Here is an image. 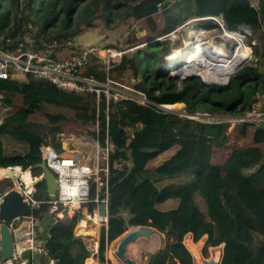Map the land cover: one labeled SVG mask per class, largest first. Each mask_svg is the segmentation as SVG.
I'll list each match as a JSON object with an SVG mask.
<instances>
[{
	"label": "trees",
	"instance_id": "obj_1",
	"mask_svg": "<svg viewBox=\"0 0 264 264\" xmlns=\"http://www.w3.org/2000/svg\"><path fill=\"white\" fill-rule=\"evenodd\" d=\"M97 12L105 29L128 19H143L149 28L146 44L135 47L129 60L137 79L133 87L149 102L111 100L107 111L105 98L99 102L100 140L104 141L107 129L117 144L110 163L117 157L129 162L111 169L110 217L107 228L100 232L99 251L126 231L124 218L117 215L125 207L132 213L130 225L151 226L168 239L151 264H193L183 243L188 233L194 242L206 236L204 256H208L209 247L223 244L220 264H236L233 241L235 225L240 223L246 225L245 239L239 243L249 254L243 264H264V125L254 128L253 122H244L237 126L236 140L252 130V144L238 145L229 142L232 134L227 123L184 118L183 128L197 138L196 149L189 151L175 144L169 115L159 107L183 103L188 114L207 112L212 116H242L250 110L258 101L256 95L264 92V0L258 7L250 0H0V36L40 48L48 40L73 39L83 29L97 27ZM156 14L164 17L163 34L183 25L187 17L218 16L232 29L248 27L257 39L252 44L255 66H241L226 84L206 83L199 76L173 78L160 67L168 54L165 39L153 41L158 34ZM101 65L93 56L85 73L94 72L103 80L106 73L99 72ZM19 98L29 99L18 106ZM45 105L72 110L73 121L83 130L95 119L94 95L67 92L42 78H0V168L20 166L38 176L42 172L39 147L60 148L59 134L65 132L66 116L44 113L48 123L32 120ZM214 119L221 120L220 116ZM226 145L228 154L222 162L209 159V150L211 154L214 148ZM171 149L173 152L164 156ZM146 182L156 190L154 198L130 204L135 189ZM10 184V178L0 179V192ZM35 188L36 199H47L43 180ZM80 217L79 212L65 215L50 226L51 232L60 235L52 237L49 244L56 264H82L87 256L82 237L74 232ZM224 221L233 223L230 233L223 232Z\"/></svg>",
	"mask_w": 264,
	"mask_h": 264
},
{
	"label": "built area",
	"instance_id": "obj_2",
	"mask_svg": "<svg viewBox=\"0 0 264 264\" xmlns=\"http://www.w3.org/2000/svg\"><path fill=\"white\" fill-rule=\"evenodd\" d=\"M251 4L253 5L252 2ZM253 6L258 7L259 2ZM221 22L226 26L222 20ZM227 28L230 29V27ZM239 31H243V27L238 28L237 32ZM244 40L245 38L243 42ZM109 55V57H113L114 53ZM93 56L100 57V62L105 65L106 76L104 80L98 79L94 72L85 73L92 63ZM109 57L104 60L99 56L96 45H81L73 39H66L61 42L55 39L48 40L40 48H35L25 40L0 36V78H42L67 92L94 95L96 110L95 119L88 126L87 134L78 137L79 143L73 140L72 135L63 132L59 134L60 148L50 145L39 147L41 158L55 174L58 181L55 195L48 196L47 199L43 200L34 197L35 185L42 180V172L38 176H34L28 168L30 174V181L28 182L22 178L26 170L23 171L20 166L0 168V179L10 178L6 173L9 169L19 168V171L13 174L14 183L0 192V197L13 188L19 191L30 203L29 214L21 217L18 226L11 227L14 239L12 257L6 260H2L0 257V264H10L12 260H15L17 264H56V259L49 251L52 235L50 233L42 235L39 230L40 217L45 211L51 216L50 225L56 224L65 215L73 216L79 212L81 214L78 221L80 227H87L88 223L97 227L107 226L110 217L109 188L114 179L111 169H119L122 162H129L117 157L112 164L110 163V153L116 150L117 144L112 142L107 129L104 141L100 140L98 117L100 98L104 97L106 100V111L111 100H132L142 105L149 102L141 91L135 89L130 91L117 87L111 89L112 81L108 74ZM169 105L171 104H160L159 107L165 110ZM263 113L264 111L259 112L255 102L245 115L232 116V118H236L235 121L238 123L251 122L258 119L263 120L260 118ZM185 115L186 118L203 122L215 120V117L207 112L185 113ZM69 145L71 146L69 147ZM100 203H104L107 210L103 216L99 213ZM45 204L47 206H44ZM83 221L84 224H82ZM99 238V231H97L96 238L93 235L86 237L89 254L84 259L83 264H111L110 261L113 259L107 257V252L114 255L115 244H106L101 257ZM26 254L40 258L41 261L29 262Z\"/></svg>",
	"mask_w": 264,
	"mask_h": 264
},
{
	"label": "rangeland",
	"instance_id": "obj_3",
	"mask_svg": "<svg viewBox=\"0 0 264 264\" xmlns=\"http://www.w3.org/2000/svg\"><path fill=\"white\" fill-rule=\"evenodd\" d=\"M171 2H174L175 0H169ZM253 5H256L260 0H250ZM97 19L96 24L97 27H91L87 29H83L80 34H78L75 38H73L76 43H80L81 45H96L97 52L99 56H101L104 60H106L110 55V53H114L113 57H109V78L112 81L111 83V89L114 87L121 88V89H127L130 91H133L132 89H135L133 87V84L135 82L136 77L133 75V72L130 68L129 60L131 58V52L135 47H143L146 44V34H148L149 28L146 24V22L141 19L138 21H134L133 19H128L124 23L120 24L117 27H114L112 29H105L103 20L101 18V15L99 12H97ZM164 17L163 15L156 14L155 15V22L156 26L155 29L158 30V34L153 37V41L157 40H164L165 39V47L167 48L168 54L173 52L177 47L180 46V44L183 43L184 39H191L192 37H199L200 35L207 34L209 39L213 40L215 44L222 42L225 38L226 30L228 29L223 23L221 22V19L218 16L210 17V19H203V18H189L185 20L184 24L177 27L173 31H171L168 34L164 33ZM205 22H208L209 24L205 25ZM205 25V26H204ZM83 26V25H82ZM198 26V28H194ZM192 28L195 29V35L192 31H194ZM192 29V31H191ZM247 32H249V29L247 27L243 28ZM242 30V29H241ZM205 32V33H204ZM208 32V33H207ZM204 33V34H203ZM216 33V34H215ZM191 35V36H190ZM193 35V36H192ZM247 37H245L244 44L249 46L250 48V56L247 58L240 66L245 65L246 63L255 66V58L252 56V44L254 42H257L256 37L250 36L249 33L245 34ZM226 43V41H225ZM229 46V45H227ZM100 60V57H98ZM164 59V57H163ZM182 60V58H179ZM179 59L177 61H179ZM167 60V58H166ZM101 67L98 69L99 72H102L105 74L106 68L105 65L101 62ZM171 66V65H170ZM175 66V65H174ZM187 63L179 64V66H176V71L170 72L169 74L173 76L175 79L182 80L184 78L180 77L179 75H186L189 70H187ZM160 67L165 68V61L162 60L160 62ZM172 67V66H171ZM178 75V76H177ZM199 76V75H198ZM230 76V74L227 75V79ZM24 77H27L24 75ZM202 78V76H199ZM104 80V79H103ZM137 80V79H136ZM207 82V81H205ZM208 83H216V82H208ZM259 96L258 94L256 97ZM29 98L25 99H18L16 101V104L19 106L23 102H27ZM260 101L264 103V92L260 94ZM168 113L169 121L174 127L175 130V144L185 146L187 149L193 148L197 142L196 136L194 137L192 133L186 131L183 128L182 121L185 116V106L183 103H180L178 107L173 108L170 110V108L165 109ZM44 113H50V114H64L66 116V120L64 122V130L67 135H72L75 140V142L79 143L80 140L78 137H80L82 134H87V130L81 129L76 122L73 121V115L74 112L67 108L62 107H56L53 105H45L43 110L41 112H38L32 120L38 121V122H47V119L44 116ZM214 115L215 117L220 116L221 120H214V121H223L228 124V130L229 133H231V144L237 143L238 145H250L252 144L251 140V132L250 128L248 129V136L241 137L240 139L236 140V134L235 129L237 126H241L242 123H238L235 121L236 118H232L235 115L227 114V115ZM241 116V115H239ZM260 118H263V120H254L253 126L255 128V124H261L264 125V113L260 115ZM256 122V123H255ZM240 124V125H238ZM253 128V129H254ZM90 135V134H88ZM71 145H69L70 147ZM232 148V147H231ZM230 148V149H231ZM169 151L164 155H169ZM227 154L223 153L222 159L226 157ZM12 183L14 181L10 179ZM11 185V184H10ZM10 187V186H9ZM44 206H47L45 204ZM222 229L224 233H230L233 229V223L230 221H224L222 222ZM245 223H240L235 225V232L236 233V240L238 242L245 239ZM87 226L89 229H95L97 227L96 225H93L91 223H88ZM102 227V226H100ZM235 236V235H234ZM206 237V236H204ZM189 237H185V241L187 244V241ZM199 251L198 254L195 256L196 251L198 249L197 245L190 244L192 246V250L194 252L193 256L197 257L199 259H207L204 257L203 254V238L199 240L198 242ZM208 255L211 254V248L207 249ZM209 258V257H208ZM119 264H122L119 262Z\"/></svg>",
	"mask_w": 264,
	"mask_h": 264
},
{
	"label": "water",
	"instance_id": "obj_4",
	"mask_svg": "<svg viewBox=\"0 0 264 264\" xmlns=\"http://www.w3.org/2000/svg\"><path fill=\"white\" fill-rule=\"evenodd\" d=\"M243 62H239L237 69ZM236 69V70H237ZM235 71L230 75L234 74ZM198 76V74H191L189 76ZM205 81L203 78H201ZM229 79V78H228ZM227 79V81H228ZM227 81L223 83H227ZM220 83V84H223ZM38 167L42 171V180L45 184V190L47 196H53L56 194L58 187V181L55 177V174L46 166L44 160L41 158ZM12 169H9L6 173L11 179H14V175L11 173ZM127 208L123 209L117 214L124 218L126 232L120 236L115 242V257L120 260L122 264H137L136 261L127 255L128 246L132 243L142 242L147 245L150 243L151 236L153 233H158L161 237L160 243L148 250V261L147 264H151L156 252L160 251L165 246V237L164 234L157 231L151 226H132L129 224V218L132 216V213ZM30 212V203L23 197V195L16 189H10L2 194L0 197V257L2 260H6L12 257L13 248H14V239L11 233V227H16L21 221V217L28 215ZM107 212L106 206L104 203L99 204V213L103 216ZM78 224L74 226V230H77ZM191 233H188L189 235ZM21 238L19 234V239ZM204 239V238H203ZM21 241V239H20ZM223 254V246L218 245L211 248L210 257L207 259H199L192 257L193 264H220V260ZM26 258L31 261V256L26 254ZM10 264H17L15 260H12Z\"/></svg>",
	"mask_w": 264,
	"mask_h": 264
},
{
	"label": "bare ground",
	"instance_id": "obj_5",
	"mask_svg": "<svg viewBox=\"0 0 264 264\" xmlns=\"http://www.w3.org/2000/svg\"><path fill=\"white\" fill-rule=\"evenodd\" d=\"M193 30L194 31H191L194 33L193 35H195L196 31L195 29ZM209 37L210 36L205 34L200 35L199 37H192L191 39H184L183 43L180 44L179 47L167 55V60H170L169 62L171 66H177V59L182 54H185L188 58L185 61H181V64L187 63L186 67L189 72L186 75L189 76L191 74H198L199 76L201 75L207 82L223 83L227 81V75H231L233 71L237 69V65L240 61L244 62L247 58H249L251 53L250 48L243 42L245 36L242 31H231V33L227 35L226 40H223L224 43L222 41L215 44V42L209 39ZM225 41L227 43L230 41V46H227ZM179 104L180 103L172 104L167 108H170L171 110L178 107ZM16 171H19V168L12 169V175ZM23 176L24 177L22 178L26 179L28 182L30 181V174L28 170H26V173H24ZM84 223L85 222L83 221L82 224ZM160 241V235L158 233H153L150 243L146 245L147 251L145 250L143 252L147 254L148 250L156 247ZM142 248L138 243H132L128 246L129 254L132 255V258L136 257L140 259L142 256H140ZM142 258V261L146 260V256Z\"/></svg>",
	"mask_w": 264,
	"mask_h": 264
},
{
	"label": "crops",
	"instance_id": "obj_6",
	"mask_svg": "<svg viewBox=\"0 0 264 264\" xmlns=\"http://www.w3.org/2000/svg\"><path fill=\"white\" fill-rule=\"evenodd\" d=\"M25 99V98H24ZM257 103V108H258V110H259V112H263L264 111V103L263 102H261L260 101V99H258V101L256 102ZM177 104V103H176ZM186 131H188V130H186ZM188 132H190V131H188ZM191 133V132H190ZM194 137H195V135L194 134H192ZM173 136H174V139H175V130H174V133H173ZM230 143H231V140L229 141ZM196 146H197V142H196V144H195V146L193 147V148H190V149H187L185 146V148L187 149V150H189V151H194L195 149H196ZM227 147H222V149L221 148H214V150L213 151H211V154H210V150H209V159H211V161H219V162H222L223 161V159L225 158H223L222 159V155H223V153H226V154H228V145H226ZM230 149V148H229ZM173 152V149H171V151H169V153H172ZM155 194H156V190L154 189V187H153V185L150 183V182H146V183H144L143 185H141V186H139V187H137L136 189H135V191H134V193H133V196H132V199H131V201L129 202L130 204H133L134 202H136V201H139V200H142V199H145V198H148V199H153L154 198V196H155ZM128 211V210H127ZM70 217V216H69ZM50 223H51V216L45 211V212H43V214L41 215V217H40V232H41V234L42 235H47V234H51L52 235V237L53 238H56V239H58V237L60 236L59 235V233H57V232H55V233H53V232H51L50 231ZM81 225H79L78 224V227H77V230H74V232L77 234V235H79V236H81L82 237V240H83V242L85 243V245H86V250H87V252H88V243L86 242V237L88 236V235H93L95 238H96V234H97V231H99V233L101 232V229L103 228V227H105V226H102V227H95V229L93 230V229H89V227L87 226V227H80ZM105 228H107V226L105 227ZM126 232V231H125ZM125 232H123L120 236H122ZM119 236V237H120ZM119 237H117L114 241H112V242H110V243H108V244H115V242H116V240L119 238ZM165 237V236H164ZM185 237H189L188 239V241H187V244H186V241H185ZM185 237H184V239H183V243H184V245H185V247L187 248V250L191 253V255H192V257H194L193 256V254H194V252H193V250H192V246L190 245L191 243H196V244H198L197 242L199 241H193V239H192V234H189V235H185ZM202 238H204L203 239V246L202 247H204V243H205V240H206V237H202ZM235 239H234V241H233V250H234V260H235V263L236 264H243L244 262H246L247 260H248V258H249V254L242 248V246L240 245V243L236 240V234H235V237H234ZM100 240V239H99ZM201 240V239H200ZM168 241V239H166V237H165V244H166V242ZM87 243V244H86ZM107 244V243H106ZM138 244L141 246V253H140V256H141V258L139 259V258H136V257H133L134 258V260L136 261V263L137 264H147V261H148V253L146 254L145 252H143V251H147V247H146V245H145V243H142V242H138ZM222 246H223V244H221ZM165 247V246H164ZM199 246H198V249H197V251H196V254H194L195 256L198 254V251H199ZM209 248H212V247H209ZM75 250V249H74ZM162 250V249H161ZM103 252H104V250L102 251V252H100V255H101V257H102V255H103ZM157 253V252H156ZM208 253V252H207ZM88 254H89V252H88ZM87 254V255H88ZM127 254L132 258V255H130L129 254V250L127 251ZM144 256H146V260L144 261H142V257H144ZM155 256V255H154ZM87 257V256H86ZM85 257V258H86ZM107 257L108 258H111V259H113L112 261H110L111 262V264H119V262H120V260H118L116 257H115V255H113L111 252H107ZM205 258H208V257H210L209 255L208 256H204ZM84 258V259H85ZM197 258V257H196ZM31 261L32 262H34V261H41V259L40 258H37V257H31ZM84 261V260H83ZM83 261H82V264H83ZM153 261V260H152ZM121 263V262H120Z\"/></svg>",
	"mask_w": 264,
	"mask_h": 264
},
{
	"label": "clouds",
	"instance_id": "obj_7",
	"mask_svg": "<svg viewBox=\"0 0 264 264\" xmlns=\"http://www.w3.org/2000/svg\"><path fill=\"white\" fill-rule=\"evenodd\" d=\"M210 17H214V16H208V17H202V18L205 20V19H210ZM227 27H228V26H227ZM243 28H245V27H243ZM247 28H248V27H247ZM192 29H194V28H192ZM192 29H191V30H192ZM248 29H249V28H248ZM237 30H238V29H232V28L227 29V30H226V34H225V35H226L225 38H227V35L230 34L231 31H236V32H237ZM242 32H243V34H244L245 37H247V36L245 35L246 33H249L250 36H251L250 29H249V32H247V31L244 30V29H243ZM223 40H226V39H223ZM223 43H224V41H223ZM226 43H227V42H226ZM226 45H229V46H230V42H228ZM167 55H168V54H167ZM167 55H165V56H164V59H163V60L165 61V66H166V67H165V68H161V69H163V70H165V71H167V72H169V73H170V72H174V71H176V66H172V67H170V62H169L170 60H166ZM179 58H182V60L176 61L177 66H179L178 64H181V61H185V60L188 58V56L185 55V54H182ZM179 58H178V59H179ZM178 59H177V60H178ZM171 63H172V62H171ZM168 68H171V69H168ZM235 71H236V70H235ZM177 76H178V75H177ZM179 76L182 77V78L185 77V76H183V75H182V76L179 75ZM201 80H202V79H201ZM202 81H203V80H202ZM204 82H205V81H204ZM227 82H228V81H227ZM206 83H208V82H206ZM215 84H220V83H215ZM223 84H226V83H223ZM258 95H259V94H258ZM258 99H260V95H259ZM171 105H172V104H171ZM186 113H187V112H186ZM244 115H245V114H244ZM77 224H78V223H77ZM221 246H222V245H221Z\"/></svg>",
	"mask_w": 264,
	"mask_h": 264
}]
</instances>
